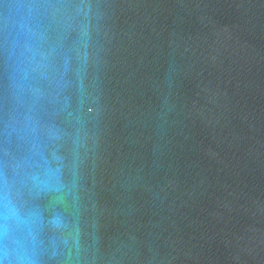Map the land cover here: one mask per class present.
Here are the masks:
<instances>
[{"label":"water","instance_id":"1","mask_svg":"<svg viewBox=\"0 0 264 264\" xmlns=\"http://www.w3.org/2000/svg\"><path fill=\"white\" fill-rule=\"evenodd\" d=\"M5 264H264V0H0Z\"/></svg>","mask_w":264,"mask_h":264},{"label":"clouds","instance_id":"2","mask_svg":"<svg viewBox=\"0 0 264 264\" xmlns=\"http://www.w3.org/2000/svg\"><path fill=\"white\" fill-rule=\"evenodd\" d=\"M0 264H5V260L4 259H0Z\"/></svg>","mask_w":264,"mask_h":264}]
</instances>
